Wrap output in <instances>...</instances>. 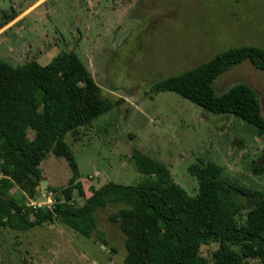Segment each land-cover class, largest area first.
Masks as SVG:
<instances>
[{
  "label": "rangeland",
  "instance_id": "1",
  "mask_svg": "<svg viewBox=\"0 0 264 264\" xmlns=\"http://www.w3.org/2000/svg\"><path fill=\"white\" fill-rule=\"evenodd\" d=\"M5 16L16 18L0 30L1 61L46 65L62 51L75 52L103 97L118 104L82 128L78 141L66 137L87 196L91 186L140 183L136 151L163 163L191 195L199 185L190 168L199 159L222 166L224 179L264 194V134L176 93L151 92L154 83L229 48H264V0H0V26ZM238 84L258 94L264 116V72L246 61L225 72L215 89L222 95ZM41 169L43 192L29 206H51L53 189L67 187L72 175L52 153ZM236 199L245 217L254 201ZM126 207L98 209L91 237L58 221L27 231L0 227V264H125L126 237L109 215ZM217 248L204 245L202 255L212 260Z\"/></svg>",
  "mask_w": 264,
  "mask_h": 264
},
{
  "label": "trees",
  "instance_id": "2",
  "mask_svg": "<svg viewBox=\"0 0 264 264\" xmlns=\"http://www.w3.org/2000/svg\"><path fill=\"white\" fill-rule=\"evenodd\" d=\"M5 18L0 30L16 16ZM246 61L264 72V48H229L154 83L151 92L176 93L207 112L234 116L264 134L262 105L253 88L238 84L222 95L215 89L225 72ZM117 105L103 97L75 52L62 51L46 65L32 60L13 66L0 60V227L27 231L58 221L91 237L96 211L122 202L128 207L110 214L109 220L126 237L125 264H264V194L224 179V168L215 162L199 159L191 166L199 185L191 195L173 180L168 167L136 151L133 158L144 176L140 183L91 186V195H86L66 137L73 134L78 141L82 128ZM50 153L67 161L69 184L53 189L51 206H29L28 199L43 192L41 165ZM75 193L84 199L82 205ZM236 196L254 201L245 217ZM210 243L218 244L212 260L201 252Z\"/></svg>",
  "mask_w": 264,
  "mask_h": 264
},
{
  "label": "built area",
  "instance_id": "3",
  "mask_svg": "<svg viewBox=\"0 0 264 264\" xmlns=\"http://www.w3.org/2000/svg\"><path fill=\"white\" fill-rule=\"evenodd\" d=\"M51 201V200H50Z\"/></svg>",
  "mask_w": 264,
  "mask_h": 264
},
{
  "label": "crops",
  "instance_id": "4",
  "mask_svg": "<svg viewBox=\"0 0 264 264\" xmlns=\"http://www.w3.org/2000/svg\"><path fill=\"white\" fill-rule=\"evenodd\" d=\"M89 196V195H88Z\"/></svg>",
  "mask_w": 264,
  "mask_h": 264
},
{
  "label": "water",
  "instance_id": "5",
  "mask_svg": "<svg viewBox=\"0 0 264 264\" xmlns=\"http://www.w3.org/2000/svg\"><path fill=\"white\" fill-rule=\"evenodd\" d=\"M45 182V181H44Z\"/></svg>",
  "mask_w": 264,
  "mask_h": 264
}]
</instances>
